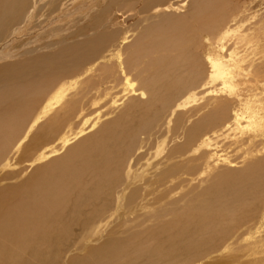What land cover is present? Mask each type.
<instances>
[{"label":"bare ground","instance_id":"obj_1","mask_svg":"<svg viewBox=\"0 0 264 264\" xmlns=\"http://www.w3.org/2000/svg\"><path fill=\"white\" fill-rule=\"evenodd\" d=\"M172 94L171 114L200 105L150 166L157 112H130ZM0 133V264H196L230 248L262 217L264 0H0ZM15 154L42 162L6 183L27 169L1 170Z\"/></svg>","mask_w":264,"mask_h":264},{"label":"rangeland","instance_id":"obj_2","mask_svg":"<svg viewBox=\"0 0 264 264\" xmlns=\"http://www.w3.org/2000/svg\"><path fill=\"white\" fill-rule=\"evenodd\" d=\"M228 1L232 2L233 4H236V3H241V2H244V1H246L248 3V2H250L252 0H228ZM194 37H196V34L193 36V44L194 43H198L199 45L204 44L205 47H206L207 43L204 40L205 39L204 36H198V40H196ZM201 51L202 50H195V53L198 55V54L201 53ZM170 56L175 58V56L172 55L171 53H170ZM172 65H170L171 68L173 67ZM95 75L97 77L98 72H96ZM54 77H53V80L55 81ZM103 80H104V78H103ZM118 90H121V88L117 87V89L113 90V92L116 93V92H118ZM171 93H173V92H171ZM174 95L175 94H172L171 96H173V98L170 96V98L167 100L166 104L170 103L169 107H167V106L165 107L166 104L162 105V106L159 104L160 105V107H159V105H156L155 101H154V103H153L154 105L147 107V111L143 112L140 117L137 115V113H141V112H137L136 114H135V112H134V114H132L130 112L131 115H135L138 119H140V121H141V119L144 120L143 118L146 116L145 115L146 112L148 113V115L152 114L151 113L152 111H156L157 112V119L155 118V120L153 121L152 125L149 127L150 129L145 127L146 128L144 130L145 132L142 133L143 134L142 137H144V138L150 137L148 142H147V144H146L147 149L145 150V153H146L145 158H146L147 164H149V165L150 164L152 165L155 161L159 160L161 157H165L164 154L167 153V151L169 150L170 146H172V141L174 140V136L173 135H174L175 132H178L179 129H180L176 125V124H178V122H177L179 120L178 118H181V121L179 120V122L184 123V117H186V116H188V114H190L188 112L190 110L193 111V109L195 107L197 108V106L200 105V102H197V103H194V104L190 103V104L185 105L182 108H179L173 114H171L170 113V106L173 104V102L176 101L174 99L175 98ZM108 100H109V102H108ZM141 100L144 101V100H147V99H146V97H144V98H141ZM126 101L127 100H125V102ZM168 101H170V102H168ZM110 103H111L110 98H108V99H106V101H103L100 105L96 106L98 108L101 107V109L99 111L100 112L102 111V113L105 114V116L102 117L101 120L98 122V127L103 122L107 121L108 119L111 120L116 115L117 112L109 113L110 112L109 111L110 110L109 109ZM119 105L120 106H118V109H116L117 111L122 110L124 108L125 104L123 105V104L120 103ZM136 105L144 106V104L139 103V100L134 102V106H136ZM116 108H117V106H116ZM93 109H95V108H92L90 111H88V114L86 116L87 118L89 117V119H90L89 122L93 121V117H94V114H95V112H92ZM201 113H202V111H201ZM198 114L191 118V122H193V120H196L198 117H200V116H198ZM156 120H157V122H156ZM5 121H7V119ZM43 121L44 120H42L41 123ZM155 122H156V124H155ZM81 125H83V123ZM24 128L25 127H23L22 129H24ZM36 128L37 127H35L34 130L32 132H30L29 134L31 135V133H33ZM208 128H209L208 126H206V128L204 127V129H202V132L210 131V128L209 129ZM151 129H152V131H151ZM148 130H150V131L148 132ZM16 131L19 132L18 135H13L12 138H10L9 140H6V138L4 139L2 147H1V152L3 150H5L16 138H18V136L22 135V133H23V132H20L19 129L16 130ZM106 131L109 132L110 129L105 130V132ZM28 137L25 139L24 143L28 140ZM2 138H3V136H2ZM92 150H94V148ZM15 159H17V155L16 154L14 155L13 159L11 160V162L8 165H6L4 167H1V170H5L4 172L13 171V169L14 170L15 169L19 170L22 167V165H23V167L25 166L27 169H26L25 172L20 173V174H22V176L18 175L20 177H18V178L16 177L17 180L16 179L9 180V181H6V183H8V182L9 183H16V182L20 181V179L22 180L23 178H25V174L27 175L35 165H37V164L42 162V160H36L34 162L32 161V163L31 162H26V163L24 162L23 164H19L18 162H15ZM123 162H124V164H123L122 167H124V165L126 163V160L123 161ZM224 171H225V169L223 170V172ZM183 191H184V189H182V190L178 189L176 192H180L182 194ZM245 192H248V191H245ZM199 199H201V198L199 197ZM226 203H228V202H226ZM228 204L231 206L230 208H232L233 204L230 203V202ZM235 204L237 205V203H235ZM257 205H258V207H257L258 209H256L255 211L259 212L258 210H261V212L255 214V215L259 214L258 218H260L262 216L261 219H260L261 221L255 222L253 227L250 228L249 230L246 227H239L237 232H236V235L237 234L238 235L237 236L236 235L233 236L234 237L233 241H235V242L232 243L230 248L228 247V248L220 249V250H217V251H215L213 253H210L209 255L205 256L204 258H201V260L196 262V264H255L253 262V260L255 258H257V256L258 257L262 256L263 260H262L261 263H256V264H264V221H262V220H264V210L261 209V208L264 207V200L260 199L257 202ZM233 208H234V205H233ZM150 211L153 212V210H150ZM119 235H122V234H119ZM239 235H240V237H239ZM259 240L263 241L262 244L260 245V247L258 248L259 253L258 254H255V253L251 254L249 252V248L251 246H254V243H256V241L258 242ZM110 252L111 251H108L107 253L106 252L103 253L102 254L103 258L111 257L113 254H108ZM255 252H256V250H255Z\"/></svg>","mask_w":264,"mask_h":264}]
</instances>
